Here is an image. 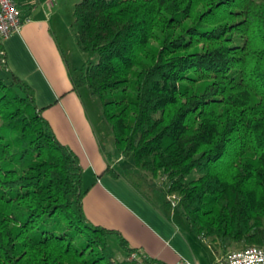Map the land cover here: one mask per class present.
Instances as JSON below:
<instances>
[{
    "label": "trees",
    "instance_id": "obj_1",
    "mask_svg": "<svg viewBox=\"0 0 264 264\" xmlns=\"http://www.w3.org/2000/svg\"><path fill=\"white\" fill-rule=\"evenodd\" d=\"M74 17L89 58L73 88L100 98L135 162L106 172L227 251L263 246L264 0H80ZM43 111L0 75V264H124L109 237L135 249L87 219L80 157Z\"/></svg>",
    "mask_w": 264,
    "mask_h": 264
},
{
    "label": "crops",
    "instance_id": "obj_2",
    "mask_svg": "<svg viewBox=\"0 0 264 264\" xmlns=\"http://www.w3.org/2000/svg\"><path fill=\"white\" fill-rule=\"evenodd\" d=\"M46 1L17 0L30 21L20 32L0 39L1 63L3 53L7 60L6 67L1 64L2 75L13 72L34 88L37 104L44 108L56 135L80 157L83 183L88 189L83 198L87 219L117 230L127 239L138 261L131 262L121 247L124 263L175 264L186 258L195 264H217L233 249L227 251L211 238L196 235L177 205H154L126 179L106 172L108 166L120 165V158L113 160L116 145L107 148L103 123L100 120L102 125L98 124L89 112L86 99L94 98L91 90L73 88L72 74L83 66L73 68L59 38L65 0H55L51 8ZM110 238L119 243L115 234Z\"/></svg>",
    "mask_w": 264,
    "mask_h": 264
},
{
    "label": "rangeland",
    "instance_id": "obj_3",
    "mask_svg": "<svg viewBox=\"0 0 264 264\" xmlns=\"http://www.w3.org/2000/svg\"><path fill=\"white\" fill-rule=\"evenodd\" d=\"M79 1L80 0H65L62 6L63 27L61 28V31L59 33V38H60V41L62 42L64 52L68 56V60L70 61L73 68L74 66H77L80 68L81 66H83V64L87 62V59L89 58V56L82 51V49L80 48L78 44L77 32L74 26V20H75L74 12H75L76 4ZM97 57L98 56L92 57L91 60L96 61ZM1 64L2 63L0 59V75L3 74V70H4ZM93 97L94 98H92V100L89 99V101L88 99H86V103L88 105L89 112L92 114V117L95 118L94 120L98 122V124L100 123L99 122L100 120L102 121L103 125L102 123L100 124L103 126L104 131L106 132V134H104V138H106L105 144L107 142L106 145H108L107 148L109 149L111 145L113 146L115 144L112 126L107 120L102 119L103 118L102 101L100 100L98 96L94 95ZM98 127L101 128L100 125ZM112 152H113V160L115 161L120 158L118 161L120 162L121 166L123 167L124 166L125 167L134 166L135 162L131 154L130 155L126 154V155L121 156L122 154H120V151L118 150L117 147L116 149L114 147L112 149ZM197 176H198L197 172L194 170L186 176V180L190 181L196 178ZM109 243H110L112 252L114 251L116 256L119 257L123 261L124 259L120 257V253H124L123 252L124 250L121 248L117 240L110 238ZM243 246H244L243 244H236V245H233V247H231L230 250L243 248ZM130 260H136V258L133 259V256L130 255ZM124 264H128V262L125 261Z\"/></svg>",
    "mask_w": 264,
    "mask_h": 264
},
{
    "label": "built area",
    "instance_id": "obj_4",
    "mask_svg": "<svg viewBox=\"0 0 264 264\" xmlns=\"http://www.w3.org/2000/svg\"><path fill=\"white\" fill-rule=\"evenodd\" d=\"M55 0H47V7L51 8ZM30 18L20 9L17 0H0V39L6 40L13 33L20 32L25 23ZM176 204L175 202L173 203ZM133 259L138 260L136 254H132ZM175 264H195L194 262L182 258ZM217 264H264V245L247 246L229 251Z\"/></svg>",
    "mask_w": 264,
    "mask_h": 264
}]
</instances>
